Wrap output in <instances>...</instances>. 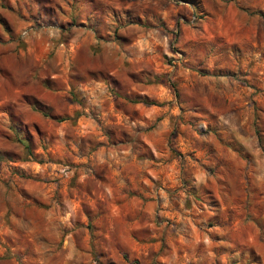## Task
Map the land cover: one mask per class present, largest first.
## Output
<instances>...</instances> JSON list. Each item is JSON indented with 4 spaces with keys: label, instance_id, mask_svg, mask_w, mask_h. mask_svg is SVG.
Masks as SVG:
<instances>
[{
    "label": "rangeland",
    "instance_id": "obj_1",
    "mask_svg": "<svg viewBox=\"0 0 264 264\" xmlns=\"http://www.w3.org/2000/svg\"><path fill=\"white\" fill-rule=\"evenodd\" d=\"M0 264H264V0H0Z\"/></svg>",
    "mask_w": 264,
    "mask_h": 264
},
{
    "label": "trees",
    "instance_id": "obj_2",
    "mask_svg": "<svg viewBox=\"0 0 264 264\" xmlns=\"http://www.w3.org/2000/svg\"><path fill=\"white\" fill-rule=\"evenodd\" d=\"M144 104H149V105H155L156 103H154V102H151V101H142ZM34 106V108H37L38 110H42L41 109V107H40V105L38 104V105H33ZM42 112V111H41ZM61 120H63V119H61ZM30 155H31V153H29Z\"/></svg>",
    "mask_w": 264,
    "mask_h": 264
},
{
    "label": "crops",
    "instance_id": "obj_3",
    "mask_svg": "<svg viewBox=\"0 0 264 264\" xmlns=\"http://www.w3.org/2000/svg\"><path fill=\"white\" fill-rule=\"evenodd\" d=\"M39 86H40V88H39V95H41V92H42V82L39 83ZM36 92H37V91H36ZM50 92H51V91H50ZM30 95H31V96H34L35 98H38V99L41 98V97H40L38 94H36V93H34V94H33V93H30Z\"/></svg>",
    "mask_w": 264,
    "mask_h": 264
},
{
    "label": "built area",
    "instance_id": "obj_4",
    "mask_svg": "<svg viewBox=\"0 0 264 264\" xmlns=\"http://www.w3.org/2000/svg\"><path fill=\"white\" fill-rule=\"evenodd\" d=\"M25 35H26V31H23V32H22V36H25Z\"/></svg>",
    "mask_w": 264,
    "mask_h": 264
}]
</instances>
